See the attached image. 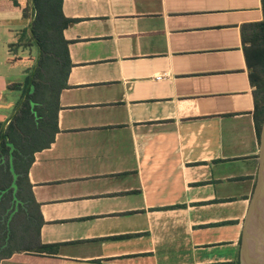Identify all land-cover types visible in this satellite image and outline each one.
<instances>
[{
    "label": "crops",
    "instance_id": "0c3cea01",
    "mask_svg": "<svg viewBox=\"0 0 264 264\" xmlns=\"http://www.w3.org/2000/svg\"><path fill=\"white\" fill-rule=\"evenodd\" d=\"M33 1L0 0L2 131L39 55ZM61 12L57 129L33 151L0 264H238L260 151L241 25L262 18L261 0H61Z\"/></svg>",
    "mask_w": 264,
    "mask_h": 264
},
{
    "label": "trees",
    "instance_id": "16d2710c",
    "mask_svg": "<svg viewBox=\"0 0 264 264\" xmlns=\"http://www.w3.org/2000/svg\"><path fill=\"white\" fill-rule=\"evenodd\" d=\"M33 2L36 13L30 30L39 48L36 67L25 82L26 94L19 112L14 114L15 122H9L3 131L0 129V255L10 254L14 250L10 247L15 239V230L11 226L15 218L10 217L15 210L12 201L19 199V210H27L25 205V202H28L27 197L21 196L20 189L25 182L28 183L27 170L33 158V151L49 144L53 132L57 129L56 116L51 111L57 106L58 90L65 86V77L70 66L68 41L62 35V27L68 18L61 12V0ZM261 7L260 20L241 25L249 78L254 85V117L259 137L264 119V0H261ZM29 82L32 86L26 91ZM29 197L28 200L35 204L32 194ZM37 222L39 227L42 222L41 216ZM27 236L36 238L37 250H43L48 246L39 242L38 230L36 234L27 233Z\"/></svg>",
    "mask_w": 264,
    "mask_h": 264
},
{
    "label": "water",
    "instance_id": "95a60500",
    "mask_svg": "<svg viewBox=\"0 0 264 264\" xmlns=\"http://www.w3.org/2000/svg\"><path fill=\"white\" fill-rule=\"evenodd\" d=\"M238 260L239 264H264V119L256 183L243 221Z\"/></svg>",
    "mask_w": 264,
    "mask_h": 264
},
{
    "label": "rangeland",
    "instance_id": "374dc122",
    "mask_svg": "<svg viewBox=\"0 0 264 264\" xmlns=\"http://www.w3.org/2000/svg\"><path fill=\"white\" fill-rule=\"evenodd\" d=\"M37 51V50H36ZM51 100L53 101V98L51 97Z\"/></svg>",
    "mask_w": 264,
    "mask_h": 264
},
{
    "label": "flooded vegetation",
    "instance_id": "af4514ba",
    "mask_svg": "<svg viewBox=\"0 0 264 264\" xmlns=\"http://www.w3.org/2000/svg\"><path fill=\"white\" fill-rule=\"evenodd\" d=\"M238 264H239V260H238Z\"/></svg>",
    "mask_w": 264,
    "mask_h": 264
}]
</instances>
